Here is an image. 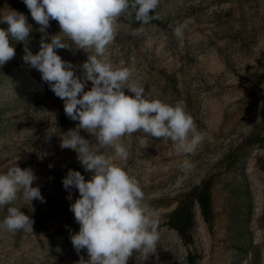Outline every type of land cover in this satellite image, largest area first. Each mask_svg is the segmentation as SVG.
Returning <instances> with one entry per match:
<instances>
[{
  "label": "rangeland",
  "instance_id": "374dc122",
  "mask_svg": "<svg viewBox=\"0 0 264 264\" xmlns=\"http://www.w3.org/2000/svg\"><path fill=\"white\" fill-rule=\"evenodd\" d=\"M9 10L23 13L32 26L27 47L33 54L41 39L60 32L58 22L50 20L41 34L23 0H0V16ZM153 15L146 25L121 17L104 58L128 67L132 80L143 85L151 99L182 103L203 141L186 154L169 139L134 133L119 141L129 151L124 163L115 158L113 148H99L139 182L144 204L159 221L156 253L144 264H188L189 251L198 264H264V0H160ZM179 23L187 24L182 39L173 32ZM7 27L0 23V28ZM10 44L15 57L0 67V174L15 162L22 170L30 169L36 177L32 186H39L45 202L33 200L30 205L18 195L0 209V222L9 207L34 221L33 233L0 229V264H78L81 257L88 259L83 249L77 254L70 240L79 224L69 205L79 193L72 188V200L67 199L62 179L70 169L86 180L90 173L75 151L60 147V137L79 122L65 115L64 102L39 71L25 65V45ZM56 51L77 66L75 74L80 76L79 66L88 54L80 49ZM90 88L89 81L85 91ZM125 94L134 95L127 90ZM79 134L98 147L90 134ZM185 160L191 169L182 167ZM202 182L209 186L211 221L195 202V224L186 239L169 224V213L184 193ZM127 264H141L139 254Z\"/></svg>",
  "mask_w": 264,
  "mask_h": 264
},
{
  "label": "clouds",
  "instance_id": "9594fccd",
  "mask_svg": "<svg viewBox=\"0 0 264 264\" xmlns=\"http://www.w3.org/2000/svg\"><path fill=\"white\" fill-rule=\"evenodd\" d=\"M32 19L45 34L50 20L59 24L60 32L41 39L39 50L33 54L27 47L32 26L23 13L9 10L0 16V67L15 57L10 40L23 43V62L41 74L43 82L64 102L65 115L78 121L75 129L60 137V147L77 153V159L90 179L69 170L62 185L69 192L75 188L79 197L69 205L79 231L70 236L77 254L83 249L88 259L78 264H127L133 254H139L141 264L154 256L160 239L159 221L144 204L145 195L139 182L122 166H118L99 148L111 147L122 163L129 157L128 149L119 141L124 136L140 133L147 138L169 139L178 152L194 153L203 141L194 118L182 103L169 105L145 95V87L132 80L128 67L114 66L104 57L118 34V22L127 15L141 25L156 18L160 0H23ZM186 23H179L173 32L182 39ZM142 29L137 30V34ZM71 40L63 41L60 34ZM50 41V42H46ZM57 49H80L87 60L77 66L62 60ZM89 51L92 54H89ZM90 90L85 91L88 82ZM125 90L134 95H126ZM84 130L95 138L94 148L79 133ZM51 137L52 133L46 134ZM19 157L17 158V160ZM16 160V161H17ZM182 167L191 169L185 160ZM36 177L30 169L11 167L0 174V209L12 204L18 195L31 205L33 200L45 202ZM34 221L17 207H9L0 229L10 233L23 230L33 233Z\"/></svg>",
  "mask_w": 264,
  "mask_h": 264
},
{
  "label": "trees",
  "instance_id": "16d2710c",
  "mask_svg": "<svg viewBox=\"0 0 264 264\" xmlns=\"http://www.w3.org/2000/svg\"><path fill=\"white\" fill-rule=\"evenodd\" d=\"M195 202L198 204L204 219L209 223L212 217L211 195L209 186L205 182L194 186L190 191L184 193L168 217L169 224L186 239L191 238V231L195 224ZM186 260L188 264H198L197 256L191 251L188 252Z\"/></svg>",
  "mask_w": 264,
  "mask_h": 264
}]
</instances>
